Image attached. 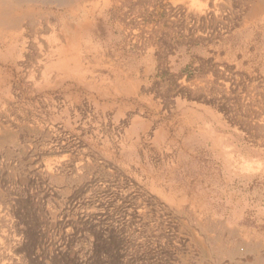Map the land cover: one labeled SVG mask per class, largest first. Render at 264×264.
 I'll return each mask as SVG.
<instances>
[{"label":"rangeland","instance_id":"1","mask_svg":"<svg viewBox=\"0 0 264 264\" xmlns=\"http://www.w3.org/2000/svg\"><path fill=\"white\" fill-rule=\"evenodd\" d=\"M104 1L109 4L113 0ZM221 1L212 0L209 5H221ZM245 2L248 0L227 2L235 12L239 10L231 26L230 36H235L227 42L219 34L203 44L196 37L202 36L207 28L201 23L200 13L196 16L194 13L206 5V0H117V22L116 11L111 9V31L99 24L97 29L102 35H98V30L95 32L94 44L114 37L111 44L117 42V61L124 68L149 57L140 71L141 80L145 81V69L151 70L149 78L160 88L153 95L156 96L153 103L159 105L163 100L173 99V80L185 78L210 86L215 97L223 98L229 108L220 109L212 101L186 96L180 98L183 112L165 115L160 111L157 124L168 133L164 144L157 145L142 134L130 157L133 162L138 161L135 172L140 185L127 186L122 181L124 176L117 172L112 180L103 179L72 200L70 174L56 183L54 188H64L65 194L57 201L48 199L46 209L56 215L68 211L70 216L87 219L86 225H78L80 229L72 242L74 259L69 255L43 258L35 242L34 220L27 213L30 206L25 194L31 190L22 182L7 181L4 189L0 188V250L5 254L0 264H264V22L258 29L253 26L244 29L241 16L248 9ZM195 25H199L198 30ZM150 30L156 31L155 37L148 39L145 34ZM135 32L141 35L137 44L148 50L142 55L134 43ZM207 63L213 64L215 70L205 67ZM221 67L231 69L226 71L229 79L225 76L217 79L216 68ZM15 81L12 92L24 96L20 105H30L61 141L70 136L82 140L85 147H95L91 137L96 138L85 130L90 128L110 146L117 144V124L121 120L117 107L111 109L113 103L106 106L105 102L98 106L93 103L89 116L86 101L91 95L86 91L75 89L66 93L59 89L45 99L40 96L30 99L19 74L15 75ZM144 91L145 96H152L146 88L139 96H144ZM77 96L79 102L72 99ZM60 97L72 101L74 111L58 104ZM136 105L135 115L139 116L142 110L139 117L154 126L151 119L155 111L146 105ZM194 105L216 114L194 109L198 112L192 115L186 108ZM108 117L112 123L106 128ZM257 124H262V128ZM192 127L201 128L203 133L188 134ZM42 147L48 151L47 159L55 158L49 142H43ZM130 159L129 154L124 156L126 164ZM14 196L20 202L15 203ZM118 197L123 201H118ZM130 209L143 210V219L131 217ZM39 217L41 229L54 237L49 228L53 219L42 214ZM231 251L238 256L232 257Z\"/></svg>","mask_w":264,"mask_h":264},{"label":"bare ground","instance_id":"2","mask_svg":"<svg viewBox=\"0 0 264 264\" xmlns=\"http://www.w3.org/2000/svg\"><path fill=\"white\" fill-rule=\"evenodd\" d=\"M211 1L206 0V5L195 10L194 15L196 16L197 12L200 13L201 18L203 17L201 23L206 25L207 30L202 36L198 35V38L194 36L196 32L194 31L193 36L199 42L207 44L208 41L214 40L221 34V38L229 42V39L235 36H230L231 26L236 15L238 17L239 10L236 7L235 10L237 9L238 12H235L234 7L227 3L228 0L226 3L222 0L221 5L214 3L210 6ZM237 3L239 6V1ZM243 4L248 7L245 14L239 15L242 18L244 29L250 26L258 29V26L264 22V0H248ZM243 4L239 9H242ZM111 9L116 11L114 19L117 22V0L109 4H106L104 0H0V188L4 189L7 181L10 182L12 179L18 183L22 182V185L31 190L26 191L25 194L27 198L25 200L30 206L27 213L34 220L32 227L35 242L40 247L43 258L53 259L57 256L69 255L74 259L75 253L71 250L72 242L80 229L78 225L80 223L86 225L87 219L83 217L72 216V214L70 216L68 211H61L59 215H56L46 209L48 199L56 200L65 194L64 188L57 189L54 186L61 182L67 174H70L68 179L69 187L73 190L70 193L72 200L90 189L95 183L103 179L112 180L117 172L124 176L122 181L127 186L140 185L138 173L135 172L138 161L133 162L130 157L135 153V146L139 143L142 134L147 140H153L157 145L164 144L168 133L164 131L162 125L157 124L159 120L157 115L160 111L165 112V115L173 114L175 111L183 112L180 98L186 96L202 98L207 102L212 101L220 109L224 107L223 109L228 110L229 108L223 98L215 97L209 89L210 86L200 81L188 82L185 78L173 80L171 88L173 99L170 101L167 99V102L163 100L164 106L153 103V98L156 97L153 95H156L160 88L151 82L149 78L151 70L145 69L147 77L145 81L141 80L140 71L143 65H147L149 57H142L139 61L135 60L133 66L124 68V64L117 61V42L111 44L114 37H111L108 42L99 41L98 44H94L93 38L96 36L95 32L100 30L97 29L99 24L105 25L106 29L113 26L109 17ZM114 26L117 27V23ZM195 26L198 30L199 25ZM155 32L150 30L145 37L154 38ZM158 32L157 35L160 34ZM108 33L111 34V32ZM133 34L139 53L142 55L145 51L148 52L144 50V46L137 44L138 37L141 35L136 32ZM98 35H102L100 31ZM190 40L189 42L193 41ZM169 46L172 45L169 44ZM204 66L215 70L213 64L207 63ZM216 69L218 70L215 73L217 74L215 76H218L217 79L224 76L229 79L226 71H231V69L227 70V67ZM16 74H19V79L25 82L23 87L29 93L28 98L30 99L36 96L45 99L59 89H63L66 93L75 89L83 90L91 95L86 101L89 116L94 109L93 103L97 106L101 102H105L104 106L113 103L111 109L117 107V117L121 120L120 124H117V144L110 146L100 134L90 128L85 130L86 132L90 130L96 138L91 137L95 147L92 145L85 147L82 140L72 139L70 136L62 141L55 137L52 134V128L47 126L42 116L35 113L30 105L27 107L20 105L24 99L23 93L18 92L14 95L15 91L12 92V86L16 83ZM229 74L231 76V72ZM117 83L120 84L119 93H117ZM142 88L143 90L146 88L147 94L149 96L152 94V96H145V91L144 96H139V92L143 91L140 90ZM149 88L151 91L148 93ZM72 99L80 100L78 96ZM58 104L74 111V103L68 98L60 97ZM136 104L146 105L155 111V116L151 119L154 126L139 117L143 113L142 110L139 116L135 115L138 108ZM172 104L176 106L173 107ZM190 107L186 109L192 115L198 112L194 109L216 114L214 111L195 105ZM260 121L262 123V120ZM110 123H112L111 118H106L105 127L108 128ZM188 123L192 122L188 121ZM257 125L262 128V124ZM193 131L200 133L201 128L196 130L192 127L188 134ZM43 142H49L52 145L54 159H47L48 151L42 147ZM126 154H129L130 159L127 164L126 161L124 162ZM4 159H6L5 162ZM13 200L18 203L19 198L14 196ZM118 201H123V198L118 197ZM142 212L141 209L129 210L131 217L138 221L143 219L142 214L144 213ZM40 214L45 218L53 219L51 223L48 222L54 237L47 236L41 229ZM239 243L245 244L242 241ZM230 255L234 258L238 256L234 251H231ZM4 258L5 254L0 250V260Z\"/></svg>","mask_w":264,"mask_h":264}]
</instances>
